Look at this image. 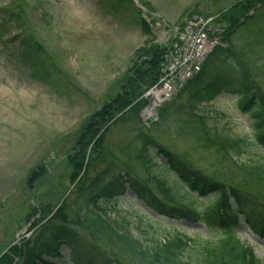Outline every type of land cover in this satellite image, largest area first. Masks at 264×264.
I'll list each match as a JSON object with an SVG mask.
<instances>
[{
	"label": "rangeland",
	"instance_id": "rangeland-1",
	"mask_svg": "<svg viewBox=\"0 0 264 264\" xmlns=\"http://www.w3.org/2000/svg\"><path fill=\"white\" fill-rule=\"evenodd\" d=\"M135 1L153 29L151 34L142 31L123 9H119L116 0H0V257L6 253L15 254L38 229L40 214L29 216L33 205L39 207L38 204L58 191L64 195L62 200L100 167L101 164L88 165L89 171L83 169L79 177L70 180L72 169L67 165L66 157L73 152L82 126L93 121L94 112L111 94L114 95L115 83L134 60L145 59L148 56L145 50L155 44L169 46L168 40H173L174 34L181 32L194 17L204 18L203 23L211 26L208 31L225 28L219 21L221 13L239 0ZM250 13L253 16L241 24L229 42L219 34L214 36L219 47L229 48L233 43L241 57L249 62L254 77L264 90V6ZM19 34L31 36L43 45L42 61H46V65L56 64L61 79H53V84L46 85L25 74L27 69L21 67L29 66L27 63L37 58L24 56ZM161 77L146 89L145 99L146 93L160 82ZM233 99L234 95L222 92L211 102L202 104L204 120L210 130L234 136L250 129L249 118L238 111ZM151 103L147 95V105L139 112L142 122L138 124L145 130L153 122L146 121L143 115L152 107ZM171 111L174 115L168 121L169 128L159 132L162 141L176 152H183L190 162L212 166L225 176L227 167L222 165L215 148L199 147V140H196L199 134L192 132V124L183 122L187 111ZM119 121L115 117L97 137L109 138L108 143L104 140L105 146L109 144L114 153L120 155L122 147L128 145L135 149L139 126ZM92 148L93 143L88 150L89 157L93 155ZM236 159L246 161L248 154ZM42 161L48 164V172L42 173L41 179L34 184H29L31 172ZM133 167L131 175L138 182L149 183L145 181L148 170L138 162H133ZM150 185L155 186L153 181ZM261 196L264 199V187ZM197 205L202 209L206 203ZM103 207L102 215L115 221L124 218L130 232L141 239L153 235L164 238L174 230L186 232L200 241L226 233L223 227L211 232L197 220L161 217L139 200L130 188L116 202ZM239 219L240 225L235 231L237 239L251 246L260 264H264V237L248 228L242 217ZM69 252L70 248L62 246L61 256L47 258L53 264H80L70 257ZM15 260H19L18 255ZM89 260L99 262L93 257ZM79 261H86L84 255Z\"/></svg>",
	"mask_w": 264,
	"mask_h": 264
},
{
	"label": "trees",
	"instance_id": "trees-1",
	"mask_svg": "<svg viewBox=\"0 0 264 264\" xmlns=\"http://www.w3.org/2000/svg\"><path fill=\"white\" fill-rule=\"evenodd\" d=\"M116 1L117 7L123 9L142 31L151 34L153 29L134 0ZM263 6L264 0L237 1L221 13L219 21L225 28L211 34H219L229 42L241 24L253 16L251 10H261ZM18 37L24 56L37 58L28 63L26 58L30 65L21 67L27 69L25 74L29 78L46 85L53 84V79H61L56 64L46 65V61H42L43 45L31 36L19 34ZM166 49L167 45L156 44L147 48L148 56L134 60L118 78L114 95L94 112L93 121L82 126L73 152L66 157L72 169L70 180L79 177L83 169L89 171L88 165L101 164L100 167L85 182L78 181L80 183L77 182L62 200L64 195L58 191L38 204L39 207L31 205L33 211L29 216L40 214L38 229L15 254L1 256L0 264H50L47 257L61 256L62 246L70 248V257L80 264H260L251 246L238 240L235 231L242 217L248 228L264 237V199L261 196L264 187V90L249 62L241 57L233 43L229 48L218 46L206 58L201 71L189 79L176 98L159 109L158 120L145 130L138 124L141 121L139 112L147 105L144 92L160 78ZM222 92L234 95L235 107L249 118L250 129L241 135L212 131L205 123L202 104L211 102ZM171 109L176 113L187 111L183 122L192 124V132L199 134L196 136L199 147L215 148L222 165L227 167L225 176L212 166L190 162L183 152H176L162 141L159 132L169 128L168 121L174 115ZM115 117L121 123L127 121L139 126L135 149L127 145L120 149V155L115 154L109 144L105 146L109 138H102V141L97 137ZM92 143L94 151L89 157ZM246 154V161L236 159ZM133 162L148 170L145 181L149 183L138 182L131 175ZM47 165L42 161L34 167L29 184L48 172ZM150 181L155 186L152 187ZM127 188L161 217L197 220L211 232L223 227L226 233L200 241L186 232L174 230L164 238L153 235L141 239L130 232L124 218L115 221L101 214L103 206L116 202ZM205 203L204 208H197V204ZM81 255L86 261H79Z\"/></svg>",
	"mask_w": 264,
	"mask_h": 264
},
{
	"label": "built area",
	"instance_id": "built-area-1",
	"mask_svg": "<svg viewBox=\"0 0 264 264\" xmlns=\"http://www.w3.org/2000/svg\"><path fill=\"white\" fill-rule=\"evenodd\" d=\"M186 27V31L178 36L170 53L166 56L164 73L160 82L149 89V91L155 90L157 92L169 88L168 96L164 98L166 101L176 93L178 88L183 87L190 77L199 72L204 58L218 43L216 39L208 35L207 26L202 20L191 22ZM159 85L161 86L159 87ZM149 91L146 93L148 96ZM164 100H157L156 102L155 99L151 98L152 107L147 109L145 115L147 116L148 113L154 111Z\"/></svg>",
	"mask_w": 264,
	"mask_h": 264
},
{
	"label": "bare ground",
	"instance_id": "bare-ground-1",
	"mask_svg": "<svg viewBox=\"0 0 264 264\" xmlns=\"http://www.w3.org/2000/svg\"><path fill=\"white\" fill-rule=\"evenodd\" d=\"M169 91H170L169 88L168 89L164 88V89L158 90L157 92L155 90H150L149 91L150 93L148 94L151 98L155 99L157 102V100H160V101L164 100V98L168 96ZM164 102H166V100H164L162 103ZM157 112H158V108H155L154 111L147 114L145 120L148 121V119L154 118Z\"/></svg>",
	"mask_w": 264,
	"mask_h": 264
}]
</instances>
